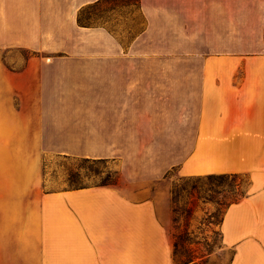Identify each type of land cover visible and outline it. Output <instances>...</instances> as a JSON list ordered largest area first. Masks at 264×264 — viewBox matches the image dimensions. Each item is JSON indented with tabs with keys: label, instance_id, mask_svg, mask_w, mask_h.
Instances as JSON below:
<instances>
[{
	"label": "crops",
	"instance_id": "obj_1",
	"mask_svg": "<svg viewBox=\"0 0 264 264\" xmlns=\"http://www.w3.org/2000/svg\"><path fill=\"white\" fill-rule=\"evenodd\" d=\"M98 1L0 0V144L120 173L32 201L25 216L0 212V238L9 226L25 240L26 264H196L173 260L156 183L173 169L246 174L217 264H264V0H139L143 28L127 41L78 25Z\"/></svg>",
	"mask_w": 264,
	"mask_h": 264
},
{
	"label": "rangeland",
	"instance_id": "obj_2",
	"mask_svg": "<svg viewBox=\"0 0 264 264\" xmlns=\"http://www.w3.org/2000/svg\"><path fill=\"white\" fill-rule=\"evenodd\" d=\"M82 19L105 26L123 41L135 37L143 28L134 0H109L88 7ZM9 55L27 57L30 53L14 50ZM107 161L87 163L81 158L44 153L36 143L0 144V202L9 203L0 212L4 217L13 212L25 216L29 203L63 189L99 186L107 177L118 184L119 163ZM238 175L235 181L230 177L207 180L205 176L181 177L173 169L156 183V191L165 193L170 202L176 263L217 264L225 258L219 228L222 216L240 192L246 197L250 190V177ZM236 183H241L239 191ZM12 203L19 207L12 208ZM9 228L0 238V264H26V241L17 239Z\"/></svg>",
	"mask_w": 264,
	"mask_h": 264
},
{
	"label": "trees",
	"instance_id": "obj_3",
	"mask_svg": "<svg viewBox=\"0 0 264 264\" xmlns=\"http://www.w3.org/2000/svg\"><path fill=\"white\" fill-rule=\"evenodd\" d=\"M109 0H100L92 5H89L87 7H84L82 10H80V12L78 13L77 15V23L79 26H82V27H92V26H97L98 24H89L88 22H85L83 19H82V14L84 12V10L88 7H94L100 3H104V2H108ZM127 1H132V0H127ZM135 4L137 5V7L139 8V0H134ZM83 162H87V163H107L108 161L107 160H90V159H82ZM207 180H214V179H222V178H226V177H230L232 179L237 180L239 178V175L238 174H231V175H206L205 176ZM116 183L114 181H110L108 179V177L106 179H104L101 184H99V186H107V185H115ZM235 187L236 189L239 191V188L241 187V183H236L235 184ZM82 187H75L73 189H80ZM245 198V196L243 197L242 193L240 192L239 195H238V198H236L232 204L236 203L237 201L241 200ZM232 204H229L226 209L232 205Z\"/></svg>",
	"mask_w": 264,
	"mask_h": 264
}]
</instances>
